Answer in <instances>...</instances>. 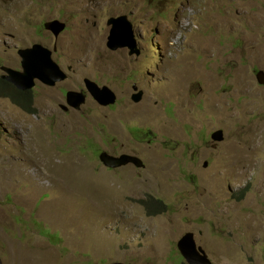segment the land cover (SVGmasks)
Here are the masks:
<instances>
[{
  "label": "rangeland",
  "instance_id": "1",
  "mask_svg": "<svg viewBox=\"0 0 264 264\" xmlns=\"http://www.w3.org/2000/svg\"><path fill=\"white\" fill-rule=\"evenodd\" d=\"M118 16L139 58L106 47ZM34 44L66 79L36 80L29 110L0 95L3 264H189L188 234L213 264H264V0H0V68L21 70ZM84 79L116 105L69 106L60 89ZM103 152L140 164L106 168ZM148 197L168 211L147 214Z\"/></svg>",
  "mask_w": 264,
  "mask_h": 264
},
{
  "label": "water",
  "instance_id": "2",
  "mask_svg": "<svg viewBox=\"0 0 264 264\" xmlns=\"http://www.w3.org/2000/svg\"><path fill=\"white\" fill-rule=\"evenodd\" d=\"M108 25L111 26L107 42V47L110 50L116 51L120 48L127 47L130 49V55H140L132 35L131 25L126 22V17L110 18L108 20ZM65 27V24L58 20L49 21L44 25L46 31L53 34L56 40L64 31ZM18 55L21 58L23 71H16L6 67L1 68V70L6 73L2 78L14 84L17 89L25 91L33 88L36 79L40 80L47 86H55L57 83L66 79V74L52 60L53 52L49 48H46L41 44H34L30 48L19 50ZM260 82L261 84H264L262 77H260ZM84 84L91 97L101 106L115 104L116 96L108 87L100 88L96 83L89 79H85ZM136 90L137 88H134V91ZM142 98V93L133 95L132 102L139 104L142 101ZM84 102V94H77L73 91L67 93V103L69 106L79 109ZM213 138L217 142H222L224 140L223 132L220 131L214 134ZM99 159L106 168L110 169L120 168L129 163H134L137 166L140 164V161L132 156L121 155L120 157H113L106 152L101 153ZM178 247L189 264H213L205 251L196 245L192 234L183 237L179 242ZM0 264H2L1 258ZM111 264L126 263L118 262Z\"/></svg>",
  "mask_w": 264,
  "mask_h": 264
},
{
  "label": "clouds",
  "instance_id": "3",
  "mask_svg": "<svg viewBox=\"0 0 264 264\" xmlns=\"http://www.w3.org/2000/svg\"><path fill=\"white\" fill-rule=\"evenodd\" d=\"M119 17H126V16H118V17H111V18H119ZM61 22V21H60ZM126 22H128V23H130V25H131V30H132V35H133V38H134V40H135V42H136V48H137V50L140 52V50H139V48H138V43H137V41H136V36H135V33H134V28H133V24H132V22L130 21V20H128V18L126 17ZM47 23V22H46ZM62 23H64V22H62ZM65 24V23H64ZM44 25H45V23H44ZM44 25H43V27H44ZM65 26H66V24H65ZM107 26L110 28V30H111V26H109L108 25V21H107ZM45 29V28H44ZM66 30V27H65V29H64V31ZM110 30H109V35H110ZM45 31H46V29H45ZM63 31V32H64ZM48 32V31H47ZM62 32V33H63ZM50 33V32H49ZM61 33V34H62ZM51 34V33H50ZM60 34V35H61ZM52 36H53V34H51ZM59 35V36H60ZM109 35H108V37H109ZM54 37V36H53ZM108 37H107V42H108ZM59 38V37H58ZM54 39H55V37H54ZM56 40V39H55ZM107 42H106V47H107ZM32 47V46H31ZM45 47V46H44ZM47 48V47H46ZM54 48V47H53ZM108 48V47H107ZM109 49V48H108ZM122 49H128V51H129V55H130V49L129 48H127V47H125V48H120V49H118V50H116V51H112V50H110L111 52H117V51H119V50H122ZM55 51V48L52 50V52H54ZM140 55H141V52H140ZM140 55L139 56H136V55H130V56H132V57H137V58H139L140 57ZM2 67H6V66H1V68ZM0 68V69H1ZM6 68H10V67H6ZM11 69H13V68H11ZM14 70H16V69H14ZM2 71V70H1ZM16 71H23L22 70V66H21V70H16ZM3 75H6V73L5 72H3L2 71V75L0 76V79L1 80H3L4 82H6V83H8V84H10V85H12L15 89H17L16 87H15V85L14 84H12V83H10V82H8V81H6V80H4L3 78H2V76ZM36 80H38V79H36ZM35 80V81H36ZM85 80V79H84ZM90 80V79H89ZM38 81H40V80H38ZM92 81V80H91ZM41 82V81H40ZM94 82V81H93ZM42 83V82H41ZM60 83V82H59ZM83 83H84V81H83ZM94 83H96V82H94ZM43 84V83H42ZM97 84V83H96ZM1 85L3 86V88L5 89L6 88V90H7V92H8V90H11L10 88H8L7 87V85H4V84H2L1 83ZM45 85V84H44ZM98 85V84H97ZM47 86V85H46ZM100 88H102V86H100V85H98ZM103 87H106V86H103ZM35 88V85H34V87L33 88H31V89H29V90H25V91H22V90H19V89H17L18 91H21V92H26V94H25V98H27V100H28V102L29 103H27L26 102V106H28V110H29V106H30V104L32 103V99H33V92H32V90ZM134 88H137V87H133V89ZM84 91L85 92H83V93H79V92H76L77 94H84L85 95V100H86V97H87V94L89 95V96H91L89 93H88V91H87V89H86V87H85V84H84ZM12 92V91H11ZM69 92V91H68ZM67 92V93H68ZM73 92H75V91H73ZM114 93V92H113ZM1 95H4V94H1ZM115 95V94H114ZM134 95H136V94H134ZM116 96V95H115ZM133 96V95H132ZM18 97H21V96H18ZM24 98V99H25ZM66 98H67V94H66ZM30 99V100H29ZM96 101V100H95ZM117 98H116V102H115V104L114 105H112V106H115L116 105V103H117ZM97 102V101H96ZM100 105V104H99ZM32 106V105H31ZM101 106V105H100ZM111 105H109V106H105V107H110ZM81 108V107H80ZM79 108V109H80ZM77 109V108H76ZM135 132H137L138 133V137H140L141 138V136H139L140 135V129H136L135 130ZM137 137V136H136ZM1 258V257H0ZM2 260V259H1ZM2 264H3V262H2Z\"/></svg>",
  "mask_w": 264,
  "mask_h": 264
},
{
  "label": "trees",
  "instance_id": "4",
  "mask_svg": "<svg viewBox=\"0 0 264 264\" xmlns=\"http://www.w3.org/2000/svg\"><path fill=\"white\" fill-rule=\"evenodd\" d=\"M1 83L4 85H7V87L11 89L8 91H10L11 93L10 95L13 96V100L15 102H17L16 97L20 96L21 94H24V95L26 94V92L18 91L12 85L0 79V95L5 94L7 92L6 88L4 89ZM141 203L144 205L147 214H149L150 216H157V215L163 214L164 212L168 211V206L165 204L164 201L160 199L148 197L146 200L142 201Z\"/></svg>",
  "mask_w": 264,
  "mask_h": 264
},
{
  "label": "bare ground",
  "instance_id": "5",
  "mask_svg": "<svg viewBox=\"0 0 264 264\" xmlns=\"http://www.w3.org/2000/svg\"><path fill=\"white\" fill-rule=\"evenodd\" d=\"M188 69L189 68L186 66L182 70L180 68H175L173 70L174 80L171 81V84L173 85L172 87L177 88V86L184 84L190 73Z\"/></svg>",
  "mask_w": 264,
  "mask_h": 264
},
{
  "label": "flooded vegetation",
  "instance_id": "6",
  "mask_svg": "<svg viewBox=\"0 0 264 264\" xmlns=\"http://www.w3.org/2000/svg\"><path fill=\"white\" fill-rule=\"evenodd\" d=\"M140 9H142L143 10V7H141ZM134 28V27H133ZM16 70H18V69H16ZM67 92H68V90L66 91L65 89L63 90V89H60V93H61V95L62 96H64L65 95V97H66V94H67ZM75 92H79V93H83V92H85L83 89H79V90H75ZM22 98H25V95L24 94H21L20 95ZM118 102V101H117ZM77 110H78V108H77ZM139 137L137 136L136 137V139H138Z\"/></svg>",
  "mask_w": 264,
  "mask_h": 264
}]
</instances>
